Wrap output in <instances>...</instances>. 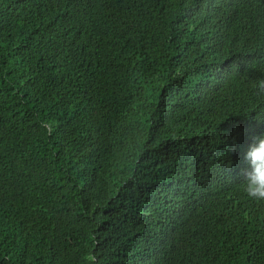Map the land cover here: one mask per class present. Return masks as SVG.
Listing matches in <instances>:
<instances>
[{"label": "trees", "instance_id": "16d2710c", "mask_svg": "<svg viewBox=\"0 0 264 264\" xmlns=\"http://www.w3.org/2000/svg\"><path fill=\"white\" fill-rule=\"evenodd\" d=\"M261 79L264 0H0V264H264Z\"/></svg>", "mask_w": 264, "mask_h": 264}, {"label": "clouds", "instance_id": "9594fccd", "mask_svg": "<svg viewBox=\"0 0 264 264\" xmlns=\"http://www.w3.org/2000/svg\"><path fill=\"white\" fill-rule=\"evenodd\" d=\"M256 87L260 94H264V79L257 82ZM235 144L230 148L235 153ZM247 169L244 172V179L241 188L244 194L253 200H264V135L255 137L249 150L245 153ZM90 261H95L94 256H89Z\"/></svg>", "mask_w": 264, "mask_h": 264}]
</instances>
